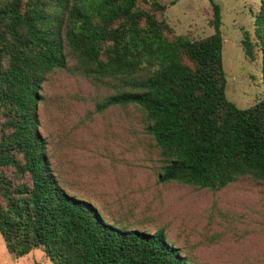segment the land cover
<instances>
[{
	"label": "trees",
	"instance_id": "obj_1",
	"mask_svg": "<svg viewBox=\"0 0 264 264\" xmlns=\"http://www.w3.org/2000/svg\"><path fill=\"white\" fill-rule=\"evenodd\" d=\"M209 1L214 33L190 40L158 0H0V235L13 259L38 249L52 264H218L162 230L107 221L66 181L44 124L49 80L64 73L96 90V112L143 113L158 183H264V93L248 109L227 100L220 7ZM259 4L255 41L242 47L250 61L260 52L264 86Z\"/></svg>",
	"mask_w": 264,
	"mask_h": 264
},
{
	"label": "rangeland",
	"instance_id": "obj_2",
	"mask_svg": "<svg viewBox=\"0 0 264 264\" xmlns=\"http://www.w3.org/2000/svg\"><path fill=\"white\" fill-rule=\"evenodd\" d=\"M175 35L200 40L214 33L209 0H158ZM220 7L225 96L248 109L263 96L261 54H244L255 41L259 0H212ZM46 133L66 181L121 227L164 231L176 245L218 264H264V183L243 179L221 190L157 181L160 162L135 107L96 112L97 92L83 80L53 75ZM43 111V112H44ZM0 264H52L41 250L13 259L0 235Z\"/></svg>",
	"mask_w": 264,
	"mask_h": 264
}]
</instances>
